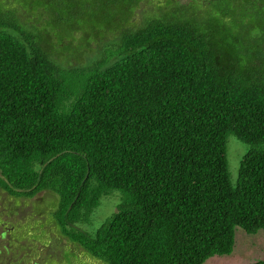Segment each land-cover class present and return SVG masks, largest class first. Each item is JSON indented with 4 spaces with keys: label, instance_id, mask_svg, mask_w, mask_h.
Segmentation results:
<instances>
[{
    "label": "trees",
    "instance_id": "obj_1",
    "mask_svg": "<svg viewBox=\"0 0 264 264\" xmlns=\"http://www.w3.org/2000/svg\"><path fill=\"white\" fill-rule=\"evenodd\" d=\"M139 1L0 0V187L56 193L42 226L73 261L78 248L98 264H202L232 251L235 226L264 227V0L131 26ZM77 32L116 40L68 65ZM229 134L250 146L235 184ZM112 190L116 211L81 229ZM22 238L0 264H47L48 241Z\"/></svg>",
    "mask_w": 264,
    "mask_h": 264
},
{
    "label": "rangeland",
    "instance_id": "obj_2",
    "mask_svg": "<svg viewBox=\"0 0 264 264\" xmlns=\"http://www.w3.org/2000/svg\"><path fill=\"white\" fill-rule=\"evenodd\" d=\"M236 2L237 0L233 4ZM239 4H243V2L239 0L236 5ZM218 5L217 0H140L133 7L128 23L129 25L132 24L131 26H136L143 23L150 16H158L164 13L190 14L194 11L198 17H204L206 12L217 11ZM245 6L247 7L248 4H245ZM226 10L228 17H230L229 9ZM26 16L37 23L35 21L36 16L31 13H27ZM243 21L246 22V19ZM80 36L81 32L74 34L71 39L72 48L63 52V59L68 65L89 63L99 54L102 47L116 40L115 32L106 33L105 36L87 38L86 40L81 39ZM249 147L248 144L240 141L234 134L227 136L226 158L232 184H235L237 180L240 160ZM119 202L120 192L112 190L108 195L102 197L99 205L94 208L89 219L90 222L79 224V227L88 231L95 229L116 211ZM56 208V193L51 188L44 189L30 197H14L0 187V249L9 245L12 236L17 235L18 238L38 237L48 241V245L43 246V251L54 252L43 255V260L47 264H98L100 261L87 254L85 255L78 248L73 250L77 255V258L73 261L72 255L68 252L72 249V243L61 235H58V237L53 235L54 238L51 240H49V235L45 236L42 223H45V220L48 223L54 220L53 212ZM29 220L33 221L31 227ZM16 224H22V227L18 228L17 232L14 230L15 233H9L12 230V225ZM46 228L50 232V228ZM23 238L20 242L26 243ZM257 260H264V227L256 232L249 233L241 227L235 226L232 251L229 254L210 256L202 264H248Z\"/></svg>",
    "mask_w": 264,
    "mask_h": 264
}]
</instances>
